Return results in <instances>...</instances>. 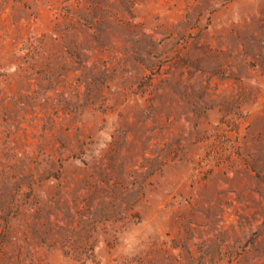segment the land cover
I'll use <instances>...</instances> for the list:
<instances>
[{
  "label": "rangeland",
  "instance_id": "obj_1",
  "mask_svg": "<svg viewBox=\"0 0 264 264\" xmlns=\"http://www.w3.org/2000/svg\"><path fill=\"white\" fill-rule=\"evenodd\" d=\"M0 264H264V0H0Z\"/></svg>",
  "mask_w": 264,
  "mask_h": 264
}]
</instances>
